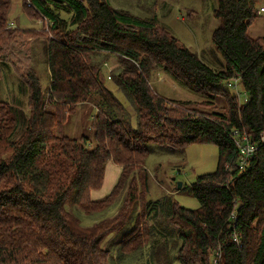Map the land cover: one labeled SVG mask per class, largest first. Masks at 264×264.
Segmentation results:
<instances>
[{
    "label": "trees",
    "instance_id": "16d2710c",
    "mask_svg": "<svg viewBox=\"0 0 264 264\" xmlns=\"http://www.w3.org/2000/svg\"><path fill=\"white\" fill-rule=\"evenodd\" d=\"M259 1L217 0V54L210 61L159 31L157 18L113 7L110 0L23 3L48 21L50 84L46 93L35 72L24 71L26 120L0 98V264H116L102 246L114 234L121 253L145 256L142 264H171L156 260L157 252L173 254L180 264H264V36L248 35ZM12 5L0 0V73L9 63L25 68L9 59V47L17 34H36L10 26ZM97 54L104 55L99 66L92 61ZM108 56L126 59L114 82L135 108L136 128L100 79ZM154 70L221 106L195 113L186 108L191 102L154 93ZM227 84L240 87L246 101L227 91ZM87 103L97 110L95 147L86 137L79 143L57 133ZM19 120L25 133L14 140ZM235 130L258 145L243 169ZM195 143H213L219 150L217 170L187 186L199 208H184L169 194L149 201L150 145L176 151ZM109 162L121 168L120 176L110 193L94 199ZM70 203L83 214L68 208ZM81 216L97 221L85 225Z\"/></svg>",
    "mask_w": 264,
    "mask_h": 264
},
{
    "label": "rangeland",
    "instance_id": "374dc122",
    "mask_svg": "<svg viewBox=\"0 0 264 264\" xmlns=\"http://www.w3.org/2000/svg\"><path fill=\"white\" fill-rule=\"evenodd\" d=\"M28 2L29 0H13V8L9 18L11 24L13 23L14 25L12 28L18 27L21 30L34 29L36 32L35 35L31 34L28 36L17 34L9 47L11 52V54H8L10 55L8 56L9 59L15 58L19 60L24 65L23 68H25L20 69L9 63V66H4L1 69L2 73H0V98L13 106L15 114L21 116L24 120L30 117L29 95L24 86V83H26L24 71L29 68L32 69L40 79L42 88L46 93L50 84L46 50L48 42L51 40V34L48 33V21L38 14L34 8L30 10L26 6L27 8L25 7V9L23 3L26 5ZM110 2L113 7L124 9L134 15L147 19L157 18L156 25L159 31L172 34L185 47L209 61L216 59L217 53L213 46L212 35L219 25V20L215 18L214 13V9L218 5L217 0H110ZM257 8L258 18L248 29V35L252 38L264 36V12H259L261 8H264V0L259 1ZM62 16L66 18V14H62ZM102 56L104 55L97 54L92 57L95 66H99ZM125 60L115 56H108L107 59H103L104 63L100 79L124 106L126 114L128 113L131 118V126L136 128L137 116L135 108L127 95L114 82L115 72L126 68ZM14 64L16 63L14 62ZM150 85L154 93L162 95L169 100L191 102L186 108L189 111L193 110L195 113L211 112L215 110L216 105L217 108L221 106L218 102H216V105H211L208 99H201L192 91L179 86L162 71H153ZM224 88L236 95L241 103H244L245 92L240 87L236 88L234 85L227 84ZM45 99L46 102L49 100L47 94ZM96 112L94 104L87 103L78 106L74 114L70 115L67 121L64 122L65 124L63 126L60 124L57 133L59 132L60 136L64 135L70 139H76L79 143H82V138L86 137L89 139L90 147H95L97 143L93 138L92 120ZM23 133H25V127L19 120L12 139L17 140ZM150 149L151 153L145 166L149 174L150 190L148 200L156 201L169 194L180 206L190 210L198 209L199 202L187 190V186L194 183L198 176L213 173L217 170L218 147L213 143H195L182 150L174 151L160 147L157 144H151ZM109 164L114 167L109 168L108 172H105V174L107 173L106 184H109L108 187L114 183L118 173L117 168L119 169L112 162L107 164L106 169ZM178 184H182L181 189L178 188ZM104 190L105 188L101 192ZM67 207L74 212L82 213L72 203ZM82 218L85 225H91L97 221L96 218ZM116 240L117 238L114 234L110 235L102 243L103 248H108L112 251L116 264H132L131 262L138 259V263L142 264L144 262L145 256L143 258L139 256L135 258L124 256L121 253L120 246L116 244ZM171 241L169 240L168 243L172 244L173 241ZM159 253L157 252L153 256L159 262L170 260L171 264H180L174 259L173 254L171 256L165 255L168 258L166 259L162 255L158 256Z\"/></svg>",
    "mask_w": 264,
    "mask_h": 264
},
{
    "label": "built area",
    "instance_id": "2783aa9c",
    "mask_svg": "<svg viewBox=\"0 0 264 264\" xmlns=\"http://www.w3.org/2000/svg\"><path fill=\"white\" fill-rule=\"evenodd\" d=\"M30 6V4L28 5ZM259 12H264V8H261ZM14 27L13 23L10 25ZM246 101V97H245ZM233 137L235 139L236 146L239 150V168L243 169L247 161L255 154L258 149V145L254 142L247 134L240 133L238 130L233 132ZM261 140L264 141V135L261 136Z\"/></svg>",
    "mask_w": 264,
    "mask_h": 264
},
{
    "label": "crops",
    "instance_id": "0c3cea01",
    "mask_svg": "<svg viewBox=\"0 0 264 264\" xmlns=\"http://www.w3.org/2000/svg\"><path fill=\"white\" fill-rule=\"evenodd\" d=\"M12 8H13V5H12ZM12 12V11H11ZM112 167H114L113 165H108V167H107V169H106V171L108 172V170H109V168H112ZM119 167V166H118ZM117 170H118V173H117V175H116V178H115V181H114V183L113 184H111L109 187H108V185L109 184H106L107 182H106V179H107V173L105 174L106 175V177H105V181H104V183H103V186H102V188L99 190V191H94V192H92V197L94 198V199H100V198H102L103 197V195H107L108 193H110V191L112 190V188L114 187V185L116 184V182H117V180H118V178H119V176H120V173H121V168L119 167V169L117 168ZM116 170V171H117ZM107 186V187H106ZM105 188V190L103 191V192H101L103 189ZM103 194V195H102ZM99 195V196H98ZM97 196V197H96Z\"/></svg>",
    "mask_w": 264,
    "mask_h": 264
},
{
    "label": "water",
    "instance_id": "95a60500",
    "mask_svg": "<svg viewBox=\"0 0 264 264\" xmlns=\"http://www.w3.org/2000/svg\"><path fill=\"white\" fill-rule=\"evenodd\" d=\"M178 188L181 189L182 188V184H178Z\"/></svg>",
    "mask_w": 264,
    "mask_h": 264
}]
</instances>
